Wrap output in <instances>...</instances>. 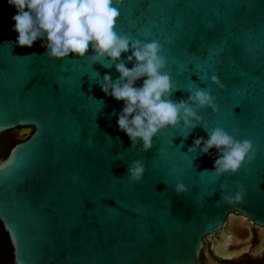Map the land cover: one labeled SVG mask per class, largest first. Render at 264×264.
Returning <instances> with one entry per match:
<instances>
[{
	"label": "water",
	"instance_id": "obj_1",
	"mask_svg": "<svg viewBox=\"0 0 264 264\" xmlns=\"http://www.w3.org/2000/svg\"><path fill=\"white\" fill-rule=\"evenodd\" d=\"M118 11V34L162 43L170 99L209 90L217 111L197 112L207 129L236 128L255 158L217 178L215 148L189 151L208 133L182 124L142 152V141L118 129L123 101L101 91L105 74L118 78L115 64H92L91 48L83 58H49L43 39L14 46L16 9L0 0V132L25 134L0 159V221L13 264H201L202 250L212 259L205 241L214 256L233 257L247 249L227 246L249 240L253 227L252 254L264 256V0H120ZM134 160L145 167L138 182L128 177ZM177 183L188 191L177 195ZM237 183L243 201L224 202Z\"/></svg>",
	"mask_w": 264,
	"mask_h": 264
},
{
	"label": "clouds",
	"instance_id": "obj_2",
	"mask_svg": "<svg viewBox=\"0 0 264 264\" xmlns=\"http://www.w3.org/2000/svg\"><path fill=\"white\" fill-rule=\"evenodd\" d=\"M119 3L120 0H8V4L16 9V15L12 17V30L17 33L14 46L30 48L38 39H43L45 44L42 47H46L49 58L61 60L70 54L83 58L91 48L93 54L88 59L92 64L100 63L102 67L115 64L118 78L113 80L105 74L101 91L116 101H123L117 119L118 129L133 145L138 139L142 141V152L152 148L153 138L161 131L182 124L185 129L199 126L208 133L207 139H194L189 151L199 149L202 155H209V150L215 148L216 157L211 170L215 177L235 174L245 161L251 163L256 155L251 141L235 139L236 128L231 130V135L221 127L209 131L197 114L204 108L213 113L217 111L216 97L209 90L189 89L187 99L178 102L170 99L173 89L170 76L163 71L166 58L160 55L162 43L155 40L142 43L118 34L115 25L120 15ZM128 52L131 55L121 61V54ZM105 58L109 65L103 63ZM133 60V67H126V63ZM141 78H144L142 85L134 86ZM210 80L217 87H224L217 76H211ZM144 171L139 160L128 165L131 181H140ZM221 188L223 190L224 185ZM173 189L177 195L188 191L182 183H177ZM245 195L243 185L237 183L234 194H222L221 198L231 204L242 202Z\"/></svg>",
	"mask_w": 264,
	"mask_h": 264
},
{
	"label": "flooded vegetation",
	"instance_id": "obj_3",
	"mask_svg": "<svg viewBox=\"0 0 264 264\" xmlns=\"http://www.w3.org/2000/svg\"><path fill=\"white\" fill-rule=\"evenodd\" d=\"M24 135L25 134L21 133V127H15L0 132V159L5 158L10 148L14 144L19 142L21 140V137H23ZM258 242H259L258 229L256 227H253L251 229V236L249 240L235 242L227 246L226 249V251L239 250L243 248H246L247 250L233 257L218 258L214 256L211 247L212 242L210 239H208L207 241L204 242V248H207L212 259L207 258L203 250L200 253L199 259L201 264H264L263 255L252 254L254 249L257 247Z\"/></svg>",
	"mask_w": 264,
	"mask_h": 264
},
{
	"label": "trees",
	"instance_id": "obj_4",
	"mask_svg": "<svg viewBox=\"0 0 264 264\" xmlns=\"http://www.w3.org/2000/svg\"><path fill=\"white\" fill-rule=\"evenodd\" d=\"M0 264H13V248L5 231L2 222L0 221Z\"/></svg>",
	"mask_w": 264,
	"mask_h": 264
}]
</instances>
